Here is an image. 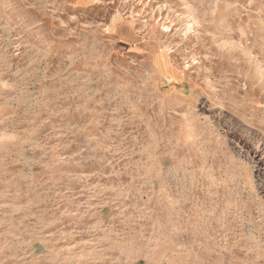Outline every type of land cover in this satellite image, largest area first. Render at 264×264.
I'll return each mask as SVG.
<instances>
[{
  "label": "rangeland",
  "instance_id": "374dc122",
  "mask_svg": "<svg viewBox=\"0 0 264 264\" xmlns=\"http://www.w3.org/2000/svg\"><path fill=\"white\" fill-rule=\"evenodd\" d=\"M0 264H264V0H0Z\"/></svg>",
  "mask_w": 264,
  "mask_h": 264
}]
</instances>
